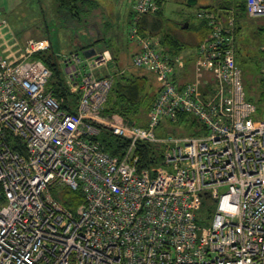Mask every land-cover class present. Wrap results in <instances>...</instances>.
Instances as JSON below:
<instances>
[{
	"label": "built area",
	"instance_id": "2783aa9c",
	"mask_svg": "<svg viewBox=\"0 0 264 264\" xmlns=\"http://www.w3.org/2000/svg\"><path fill=\"white\" fill-rule=\"evenodd\" d=\"M246 1L250 18L264 17V0ZM159 10L158 0H137L128 33L139 47L133 66L159 85L147 127L102 113L114 85L109 51L57 58L78 97L69 112L37 58L50 41L8 44L0 14V264H264V112L247 99L235 22L209 23L194 78L180 82L184 64L139 30ZM203 72L213 74L209 93ZM183 115L204 132H164ZM105 130L127 142L121 156L105 151ZM140 143L162 147L164 165L140 171ZM65 188L85 204L66 208L53 196ZM204 199L217 205L208 229L199 225Z\"/></svg>",
	"mask_w": 264,
	"mask_h": 264
},
{
	"label": "rangeland",
	"instance_id": "374dc122",
	"mask_svg": "<svg viewBox=\"0 0 264 264\" xmlns=\"http://www.w3.org/2000/svg\"><path fill=\"white\" fill-rule=\"evenodd\" d=\"M190 1L166 0L163 3V18L166 20L167 26L166 29L157 34V41L162 45L163 33L167 30L171 31L178 39L180 38L183 43L191 42L190 39L193 41L199 39V35L192 25L190 29H183L186 24L191 21L193 23L196 16L199 15L198 17L203 16V18H199L200 23H202L199 31H203L200 36L201 42L211 30L209 29L211 21H220L227 24L229 22L227 20L231 16L237 29L236 60L242 70L247 99L259 105L261 116L264 112V100L261 101V99H264V74L261 71L264 62V17L250 18L240 6L245 3V0H231V5L228 4L223 8L219 6L222 0H197L198 3L194 6L189 5ZM59 7L57 0H0V14L8 23L5 40L10 45L18 44V47H21L29 39H49L53 49L42 56L45 59L51 57L53 61L55 57L58 58L59 55L75 50L83 54L81 49L77 47L85 43V38L79 34L77 35L75 29L69 27L71 24L68 25L69 20L61 14ZM121 19L124 21L123 27L120 28L117 23L114 24L113 28L115 33L123 30L124 39L130 44L127 21L129 14L125 13V16H122ZM99 47L97 49L101 50ZM102 47L104 48V46ZM191 50L194 51V49ZM57 63L59 64L58 59ZM116 69L117 67L110 64V71L116 73ZM127 72L147 76L152 79L154 86L158 89L153 74L132 67ZM212 76L211 72L201 74L202 82L205 81L204 83L207 85V89L209 88V92L213 89ZM52 82H56V79H53ZM148 116L149 113L143 120H147ZM164 132H173L178 135H197L200 132L203 133L204 129L193 118H189L187 123L176 127H167ZM216 209L217 205L210 199L203 200L202 207L198 212L199 225L202 228L208 229L211 227Z\"/></svg>",
	"mask_w": 264,
	"mask_h": 264
},
{
	"label": "trees",
	"instance_id": "16d2710c",
	"mask_svg": "<svg viewBox=\"0 0 264 264\" xmlns=\"http://www.w3.org/2000/svg\"><path fill=\"white\" fill-rule=\"evenodd\" d=\"M57 1L59 2L60 10H67L75 18L79 19L81 12H83V9H81V0ZM165 1L166 0H158L160 10L157 14L146 15L142 18L139 24V30L142 35H151L152 37H156L157 34L166 29L167 23L163 18V3ZM246 2L247 1L245 0V3H242L240 6H242L243 10L247 14ZM228 4L231 5V0H222L219 6L223 8ZM161 41L163 47L166 49L168 48L170 51L180 50V47L183 44L171 31L168 30L163 33ZM107 51L109 50L107 49ZM37 58L43 60L53 72V77L49 83V89L54 91L57 99L63 100L62 107L65 110L75 112L78 97L69 93V91L65 88L63 75L59 64L57 63V59L54 58V61L51 57L45 59L42 55ZM129 72L114 73V85L102 113L106 116L120 119L129 126L147 127L148 118L147 120H143V118L150 113L154 103L156 102L159 87L157 89L156 86H154L152 79L147 76ZM53 79H56V82H52ZM263 100L264 99H261V101ZM189 118L192 117L187 115L181 116L178 124L182 125L187 123ZM99 140L104 144L105 151L111 156L119 157L127 148V142L113 136L108 130L101 133ZM136 154L139 157L137 167L140 171L150 170L155 166L159 167L164 165L163 149L158 145L140 143L137 146ZM53 196L60 200L64 206L71 211H75L79 206L85 204V197L80 191L74 192L65 188L62 189L60 193L56 191L53 192Z\"/></svg>",
	"mask_w": 264,
	"mask_h": 264
},
{
	"label": "crops",
	"instance_id": "0c3cea01",
	"mask_svg": "<svg viewBox=\"0 0 264 264\" xmlns=\"http://www.w3.org/2000/svg\"><path fill=\"white\" fill-rule=\"evenodd\" d=\"M136 1L137 0H81L80 1L81 9H83L82 10L83 12H81L79 19L75 18L67 10H60V9L59 10L61 11V14L63 16H66V18H68L67 19L69 20L68 25L71 24L69 25V27L74 28L77 35L79 34L81 35V37L85 38V43L83 45L78 46L77 48H80L83 54L92 55L93 54L92 51L99 50L97 48L101 45L99 47L101 48V50L108 49L111 52L112 57L114 59L111 64L117 67L116 69L117 72L122 73V72H126L130 67L137 69L133 66L132 62L134 57L139 52V47L135 42H132L130 39H129L130 44H128L124 39L123 30L122 31L120 30L119 33H115L113 27L114 24L117 23L119 24L120 28L123 27L124 21L123 19H121V17L125 16L126 13L129 14V19L127 20L128 30H129L133 21L132 20L134 15L133 6ZM200 21L201 20H199L197 15L195 21L193 23L191 21L189 23V27L187 28L190 29L192 25L193 29L198 33L199 39H195V41L190 39L191 42L189 41V43L186 42L183 43L179 38V40L183 44L180 47V50L178 51H170L168 48L167 49L164 48L163 45H161L160 42L157 41L156 37H153L155 38L156 42L159 43L160 45L159 49H161L164 52V55L174 59L177 58L179 59L180 62L184 64L185 68L175 67V73L177 79L180 82H184L185 80H189V79L192 80L194 78L193 76L195 73L193 69L198 55V48L201 38L200 36L202 35L203 32V31H199V28L202 24L200 23ZM35 40H40V39H35ZM102 46H104V48ZM51 49H53L52 43H51ZM191 49H194V51L192 52ZM74 52L78 53V51L76 50L71 51L70 53H74ZM55 58L57 59V57ZM137 70L145 71L142 69H137ZM109 72L112 71H110L108 68L105 74ZM200 80H201L200 83L201 91L204 93L207 92L209 93L208 91L209 88L207 89V85L204 83L205 81L202 82L201 76H200Z\"/></svg>",
	"mask_w": 264,
	"mask_h": 264
},
{
	"label": "water",
	"instance_id": "95a60500",
	"mask_svg": "<svg viewBox=\"0 0 264 264\" xmlns=\"http://www.w3.org/2000/svg\"><path fill=\"white\" fill-rule=\"evenodd\" d=\"M197 3H198L197 0H191V1L189 2V5H190V6H194V5H197ZM188 27H189V24H186V25L183 27V29H187ZM87 56H91V55H87Z\"/></svg>",
	"mask_w": 264,
	"mask_h": 264
},
{
	"label": "flooded vegetation",
	"instance_id": "af4514ba",
	"mask_svg": "<svg viewBox=\"0 0 264 264\" xmlns=\"http://www.w3.org/2000/svg\"><path fill=\"white\" fill-rule=\"evenodd\" d=\"M226 1V0H225Z\"/></svg>",
	"mask_w": 264,
	"mask_h": 264
}]
</instances>
